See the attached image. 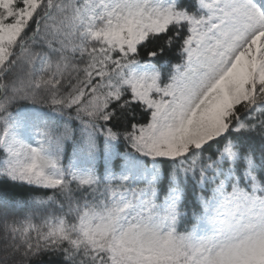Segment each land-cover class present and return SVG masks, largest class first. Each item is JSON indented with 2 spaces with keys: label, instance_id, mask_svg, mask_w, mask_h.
Returning <instances> with one entry per match:
<instances>
[{
  "label": "snow or ice",
  "instance_id": "obj_1",
  "mask_svg": "<svg viewBox=\"0 0 264 264\" xmlns=\"http://www.w3.org/2000/svg\"><path fill=\"white\" fill-rule=\"evenodd\" d=\"M35 5L6 22L20 18L46 59L72 56L85 88L67 109L52 100L57 120L35 113L39 135L71 145L64 157L41 148L0 177L45 204L62 183L47 169L67 158L102 209L80 221L87 253L55 249L51 264H264V0H64L67 27L47 32L57 5ZM29 199L0 182V218Z\"/></svg>",
  "mask_w": 264,
  "mask_h": 264
},
{
  "label": "trees",
  "instance_id": "obj_2",
  "mask_svg": "<svg viewBox=\"0 0 264 264\" xmlns=\"http://www.w3.org/2000/svg\"><path fill=\"white\" fill-rule=\"evenodd\" d=\"M19 2L0 0V103L4 105V110L0 111V149L8 154L5 157L0 153V168L4 167L6 159H14L26 166L37 163L34 154L41 148L44 157L54 160L64 157L71 145L63 141L57 143L55 137L46 141L39 135V130L45 125L35 119V113L39 110L47 119L57 120L52 100H62L67 109L73 98L85 88L83 67L72 56L65 54L59 60L46 59L34 50L32 38L25 35L20 18L14 23L6 22L5 14L19 16L15 6ZM27 3L34 12L35 0H27ZM45 3L56 4L57 7L52 9L53 15L48 20L42 19L41 31L47 32L49 27H67L70 16H65L59 7L64 0H41L42 6ZM47 14L45 11L43 16ZM9 69L12 75L4 79L3 73ZM63 115L64 119H68L67 110ZM13 145L18 151L22 147L31 149L28 162L20 160ZM61 167L62 173L52 167L47 169L50 176H55L62 183L51 193L52 200L45 204L36 203L37 197L47 199L45 190L0 177V182L30 192V199L24 201L17 215L6 220L0 218V264H51L60 258V251L55 249L68 251L69 256L82 249L87 253L89 245L80 230V221L88 214H99L102 209L92 199L81 198V193L88 190L86 169L79 162L70 164L67 158L62 161ZM95 191V188L91 189V192ZM60 221L65 228L63 233L55 227Z\"/></svg>",
  "mask_w": 264,
  "mask_h": 264
},
{
  "label": "rangeland",
  "instance_id": "obj_3",
  "mask_svg": "<svg viewBox=\"0 0 264 264\" xmlns=\"http://www.w3.org/2000/svg\"><path fill=\"white\" fill-rule=\"evenodd\" d=\"M13 150L15 152H18L20 160H22L24 163L28 162L30 158L31 149L27 147H22L20 151L17 150L16 145H13ZM2 242V238L0 236V243ZM2 244H0L1 247Z\"/></svg>",
  "mask_w": 264,
  "mask_h": 264
}]
</instances>
